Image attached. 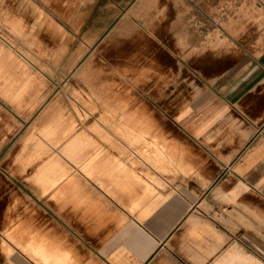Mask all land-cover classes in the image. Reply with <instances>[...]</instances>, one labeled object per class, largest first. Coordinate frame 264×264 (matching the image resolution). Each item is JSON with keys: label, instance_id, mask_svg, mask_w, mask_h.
I'll return each instance as SVG.
<instances>
[{"label": "rangeland", "instance_id": "1", "mask_svg": "<svg viewBox=\"0 0 264 264\" xmlns=\"http://www.w3.org/2000/svg\"><path fill=\"white\" fill-rule=\"evenodd\" d=\"M224 2L0 0V46L12 50L29 67L9 66L0 75V241L7 238L16 256L27 258L26 264H43L27 248L31 236L56 243L79 262L76 243H80V226L84 235L97 237L122 229L130 220L122 212L127 208L116 196L73 168L78 175V194L64 199L54 196L55 189L46 194L48 179L61 167V163L52 166L49 161L55 156L63 162L64 146L82 129L93 140L85 149L87 155L97 151L100 158L124 161L140 175L149 171L163 181L162 192L172 191L177 179L193 176V168L187 173L162 171L141 153L143 137L137 134L132 142L122 132L160 131L168 142L198 153L190 141L177 135L171 122V116L182 108L176 99L206 97L208 91V75L195 69L198 62L207 64L208 59L193 56L208 51L195 54L187 35L197 28L203 30L204 49L212 35L220 33L219 29L213 32L212 20L224 25L225 20L233 23L248 13L247 21L254 22L252 15L258 13L255 3L249 11L220 10L216 4ZM125 36L137 41L119 64L112 66L110 58L103 63L105 69L98 78L104 83V98L90 112L76 97L78 92L85 94L87 87L74 73L90 53L98 59ZM80 51L83 57L71 67ZM94 124L99 131L91 129ZM103 203L110 211L102 208ZM117 212L125 216L123 222ZM50 215L72 226L69 238L64 237L61 227L55 234L48 233Z\"/></svg>", "mask_w": 264, "mask_h": 264}, {"label": "crops", "instance_id": "2", "mask_svg": "<svg viewBox=\"0 0 264 264\" xmlns=\"http://www.w3.org/2000/svg\"><path fill=\"white\" fill-rule=\"evenodd\" d=\"M253 3L258 12L252 15L254 22L247 21L248 13L233 23L225 20L224 25L212 20L209 25L214 27L213 32L219 29L220 33L212 35L204 49L203 30L197 28L187 35L195 54L208 51L193 55L208 59L207 64L198 62L195 67L198 73L208 75V91L206 97L176 99V105L182 108L171 116V122L177 135L190 141L198 153L168 142L160 131L122 132L129 140L137 134L143 137L141 153L162 171L187 173L193 168V176L177 179L172 191L162 192L163 181L149 171L140 175L124 161L100 158L97 151L87 155L85 149L93 140L82 129L64 146L63 162L55 156L49 161L52 166L61 163V167L54 178L48 179L46 194L54 189V196L63 199L78 194V175L73 168L116 196L127 208L122 212L131 222L97 237L84 235L80 226V243H76L79 262L56 243L31 236L27 248L40 257L41 263L264 264V0H225L216 6L231 13L236 8L250 10ZM136 41L125 36L98 59L90 53L75 71V79L80 77L87 87L85 94L78 92L76 97L88 105L90 112L104 98V83L98 78L105 69L103 63L110 58L112 66L119 64ZM83 55L80 51L71 67ZM9 66L29 68L12 50L0 46V75ZM95 126L91 129L99 131ZM101 206L105 211L111 209L107 203ZM117 214L123 222L125 216ZM50 216L48 233L55 234L61 227L64 237L69 238L72 226L65 221L62 224L56 215ZM2 239L0 264H8L6 259L9 264H26L27 258L16 256L15 247L7 238Z\"/></svg>", "mask_w": 264, "mask_h": 264}]
</instances>
